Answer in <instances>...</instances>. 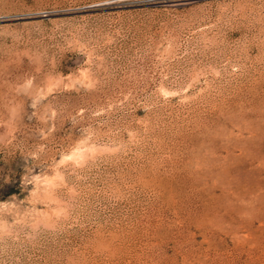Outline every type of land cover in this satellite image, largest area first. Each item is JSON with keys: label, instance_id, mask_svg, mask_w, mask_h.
<instances>
[{"label": "rangeland", "instance_id": "rangeland-1", "mask_svg": "<svg viewBox=\"0 0 264 264\" xmlns=\"http://www.w3.org/2000/svg\"><path fill=\"white\" fill-rule=\"evenodd\" d=\"M0 264H264V0H0Z\"/></svg>", "mask_w": 264, "mask_h": 264}, {"label": "bare ground", "instance_id": "bare-ground-1", "mask_svg": "<svg viewBox=\"0 0 264 264\" xmlns=\"http://www.w3.org/2000/svg\"><path fill=\"white\" fill-rule=\"evenodd\" d=\"M90 149L93 150L92 148H90ZM85 155H86L85 154V150H79V149H77L75 152L71 153L70 157L73 158L74 160L76 159L77 161H79L80 159L85 158Z\"/></svg>", "mask_w": 264, "mask_h": 264}]
</instances>
